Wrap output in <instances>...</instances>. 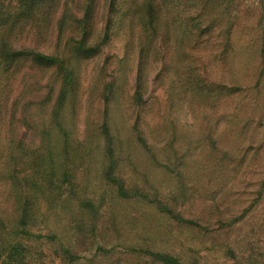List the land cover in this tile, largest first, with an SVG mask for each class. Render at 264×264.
<instances>
[{
  "label": "rangeland",
  "instance_id": "rangeland-1",
  "mask_svg": "<svg viewBox=\"0 0 264 264\" xmlns=\"http://www.w3.org/2000/svg\"><path fill=\"white\" fill-rule=\"evenodd\" d=\"M45 5L41 34L10 29L14 5L0 25V43L59 59L0 57V253L264 264V0Z\"/></svg>",
  "mask_w": 264,
  "mask_h": 264
},
{
  "label": "trees",
  "instance_id": "trees-1",
  "mask_svg": "<svg viewBox=\"0 0 264 264\" xmlns=\"http://www.w3.org/2000/svg\"><path fill=\"white\" fill-rule=\"evenodd\" d=\"M49 0H0V25H6V17L9 5H14L15 9L21 8V11L16 14L10 15L11 22L8 24L10 29L12 30H19L18 33L23 32V28L27 25L30 28L37 30L33 33L38 31V26L44 20V11H45V4ZM52 9H58L57 6H51ZM154 10V8H153ZM9 14V13H8ZM92 14V6H85L84 17L81 20H77L79 24L87 19H91L90 15ZM154 19L156 18L155 12L153 11ZM57 39L56 42L59 43L62 41V38L66 35L67 27H71L69 22V18L65 11L58 12L57 18ZM150 28L152 31L156 32L160 28V24L156 22V19L150 24ZM40 34L41 31H38ZM109 28H106V35L104 40L107 41L109 36L108 33ZM17 34V33H16ZM57 55V54H56ZM59 55V54H58ZM0 57L3 59L4 63H14V62H22V63H30L34 66H42V67H49L54 66L59 62V59L55 56L45 54L43 52H39L36 49H27L21 48L19 46H12L8 41H3L0 43ZM1 64V63H0ZM69 77H66L65 83H69ZM24 247L21 243H17L14 245H10L6 250H4V256L0 253V264H26V257L23 256ZM159 259L161 258L164 264H181L177 261V259L168 256H158Z\"/></svg>",
  "mask_w": 264,
  "mask_h": 264
}]
</instances>
